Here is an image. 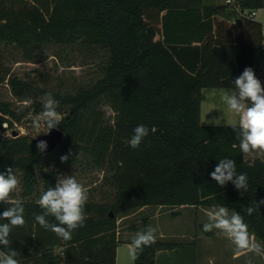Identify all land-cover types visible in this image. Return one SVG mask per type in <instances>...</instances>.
I'll return each instance as SVG.
<instances>
[{"label":"trees","instance_id":"obj_1","mask_svg":"<svg viewBox=\"0 0 264 264\" xmlns=\"http://www.w3.org/2000/svg\"><path fill=\"white\" fill-rule=\"evenodd\" d=\"M241 5L259 10L264 0H241ZM233 17L225 3L205 0H0V83L7 78L14 97L25 99L33 85L3 63L2 46L21 48L29 61L46 43L106 55L93 83L75 92L42 91L59 102L57 127L65 136L54 150H38L28 135H0V172L12 168L21 174V192L10 197L25 209L26 224L10 235L20 264H43L48 255L51 264H115L118 219L143 207L222 205L243 215L249 232L264 244V205L252 215L245 211L264 199V160L245 157L231 125L200 122L204 90L234 89L246 67L254 70L264 47L259 21L240 17L233 23ZM31 108L38 112L43 102L17 113L10 102L0 101V129L4 114L21 119ZM140 124L149 135L133 149L128 140ZM62 156L68 159L62 162ZM82 157L104 171L113 192L107 199L88 200L84 226L64 240L35 221L42 212L37 198L56 185L57 171L49 166L81 163ZM225 157L236 161L237 174L247 173V192L211 178ZM9 206L0 203V213ZM147 228L144 219L142 230ZM64 245L62 254L53 253ZM176 245L156 239L133 264H162L161 255ZM7 250L0 245V251Z\"/></svg>","mask_w":264,"mask_h":264},{"label":"clouds","instance_id":"obj_2","mask_svg":"<svg viewBox=\"0 0 264 264\" xmlns=\"http://www.w3.org/2000/svg\"><path fill=\"white\" fill-rule=\"evenodd\" d=\"M234 85L235 90L224 94L222 100L228 110L239 117L238 127L236 124L231 125L237 132L239 149L248 156L264 153V86L251 67L243 70L242 74L234 80ZM58 107L59 102L53 98L52 93H46L43 98V112L34 123L37 132H39L41 123L46 126L47 132L60 124L61 117L57 111ZM209 123L219 125L221 120L215 119ZM152 131L155 129L153 128ZM148 135L147 126L137 125L128 144L136 149ZM46 147V141L37 143V149L40 151H44ZM67 159L68 156L61 157L62 162ZM210 176L221 187L231 182L240 192L248 191L247 173L237 174L236 161L233 159L227 157L219 159ZM19 185L20 181L12 168H8L6 173L0 172V203L10 205L0 213V220L8 221L0 223V245L8 249L0 251V264H20L17 259L19 253L10 247V235L13 228L23 227L26 224L22 201L10 198ZM88 198V189L78 182L75 176L58 177L55 187H48L39 197L37 203L42 212L35 215V221L58 237L70 240L73 232L85 224L87 218L85 205ZM260 205H264V199L253 201L245 208L247 215L256 212ZM48 217L54 218L55 223L50 222ZM214 230L217 235L225 238L233 246V251L237 256L249 253L264 256V244L249 232L248 224L239 212L230 213L225 206H213L207 212V222L203 224V231L207 233ZM156 232L157 229L150 226L135 234L129 253L133 260L139 258L145 247L155 243ZM246 264H252V260H247Z\"/></svg>","mask_w":264,"mask_h":264},{"label":"rangeland","instance_id":"obj_3","mask_svg":"<svg viewBox=\"0 0 264 264\" xmlns=\"http://www.w3.org/2000/svg\"><path fill=\"white\" fill-rule=\"evenodd\" d=\"M258 11L256 17L263 18L264 7ZM105 57L103 51L93 53L79 45L46 43L38 47L33 59L29 61L25 58L21 48L14 45L2 46L3 63L10 68L11 73L29 81L33 85V89L25 98L28 104H22L19 101L20 99L13 96L6 78L5 81L0 83V101L10 102L11 107L17 113H20L25 106H29L34 101L43 102L45 93L42 91L75 92L80 86L89 85L102 75ZM205 91L209 90L206 89ZM207 109L208 104L205 101L202 106V124L204 125L212 124L207 123L209 121L204 118ZM104 110L107 117L112 118L111 109L104 106ZM42 111L43 109L40 110L37 118ZM218 118L220 117L216 119ZM213 120L215 119L210 121ZM222 124L221 122L219 125ZM29 127L33 128V135H35L31 137H37L47 132V128L43 123H41L39 132L31 123ZM245 157L249 160L254 157H260L264 160V153L252 156L245 155ZM49 169H55L57 177L75 176L77 181L88 189V200L100 201L102 198L107 199L113 192L112 187L103 180L104 171L87 164L84 157H82L81 163L75 162L70 165L62 163L49 166ZM13 172L19 179L20 185L11 197H18L21 192V174L18 170H13ZM42 186L43 181L40 179V191L43 190ZM211 209L201 207L195 211L191 207H145L120 216L119 225L121 230L134 225L137 226L139 231H142L143 221L146 219L148 227L151 226L157 229L156 239L174 241L177 238L178 244L181 243L179 245L180 249L178 255L172 259L169 258V264H246L249 259L252 260V264H264V256H256L251 253L242 254L236 259L233 258V246L225 238L217 235L215 230L207 233L203 231V224L207 222V212ZM176 212L178 216L174 214ZM229 212L234 211L229 210ZM160 230L166 232L164 233L166 236L161 237ZM191 238H196L199 241L198 245L200 244L199 249L194 252H190L191 250L187 246L188 240ZM257 240L261 242V240ZM120 249L121 251L125 249V252L119 256L118 264H133V259L129 254L130 250H126L125 246ZM191 254L193 256L189 258Z\"/></svg>","mask_w":264,"mask_h":264},{"label":"crops","instance_id":"obj_4","mask_svg":"<svg viewBox=\"0 0 264 264\" xmlns=\"http://www.w3.org/2000/svg\"><path fill=\"white\" fill-rule=\"evenodd\" d=\"M205 3L209 5H213V4H218V3H224V0H205ZM258 12L259 11L257 10L254 19L259 21L263 26V43H264V16L263 18H260V16L256 17ZM254 72H255L256 77L261 81L262 86H264V47L256 54ZM205 90H204V99L201 104L200 122L202 123V118H203L202 117V106H203V103L207 101L208 109H207L206 114L204 115L205 116L204 118L206 121H210L211 119H216L217 117H220L218 119L221 120V122L223 123L222 125H233V124L238 125L239 117L235 115L234 113L230 112L227 108V105L222 100V97L224 94L231 93L232 91L235 90V88L234 89L233 88L232 89L231 88H211V89H207L209 90L207 92ZM207 125H212V124H207ZM37 199L39 200V198ZM189 207L194 208L195 211H197L198 208H201V207H194V206H189ZM143 208H140V209H143ZM176 216H178V214ZM119 224L120 223L118 219L117 238L119 242L116 248L115 264H118L119 256L121 255V253L125 252V249L121 251L120 248L122 246H125L126 250H130L132 238L135 236L137 232H139V229L137 228V226L135 227L131 226L130 228L121 230V226ZM164 233L166 232H164L163 230H160L161 237L166 236ZM174 241L177 243L176 247L172 251H166L164 255H161L160 261L162 264H169V261H168L169 258L172 259L176 255H178V252H179L178 250L180 249L179 245H181V243L178 244L177 238H175ZM198 243L199 241L196 238H191L188 240L187 246H189V250H191L190 252L192 251L194 252L195 250L199 249L200 244L198 245ZM65 248H66V245H64L63 247L62 246L54 247L53 253L62 254V250H64ZM241 255L242 254L237 256L234 253L233 258L236 259ZM192 256L193 255L191 254L189 258H192ZM52 260H53V257H50L48 255L45 258V260L43 259L42 261H43V264H51ZM210 262L212 263V261Z\"/></svg>","mask_w":264,"mask_h":264},{"label":"built area","instance_id":"obj_5","mask_svg":"<svg viewBox=\"0 0 264 264\" xmlns=\"http://www.w3.org/2000/svg\"><path fill=\"white\" fill-rule=\"evenodd\" d=\"M224 3L234 11V17L232 19L233 23H236L238 18L240 17L254 19L257 12L256 9L243 8L241 5V0H224ZM19 101L22 104H28V101H26V99H20ZM39 112L40 111L37 112L33 108H31L21 119H17L12 117L11 115L4 114V120L1 124L2 128L0 129V135L3 138L22 135L35 136L33 135V128H30L29 125L30 123L31 125H34Z\"/></svg>","mask_w":264,"mask_h":264},{"label":"water","instance_id":"obj_6","mask_svg":"<svg viewBox=\"0 0 264 264\" xmlns=\"http://www.w3.org/2000/svg\"><path fill=\"white\" fill-rule=\"evenodd\" d=\"M15 135V133H14ZM65 133L58 127L49 130L47 133L34 138L35 142L46 141L47 147L44 152H50L63 140Z\"/></svg>","mask_w":264,"mask_h":264}]
</instances>
